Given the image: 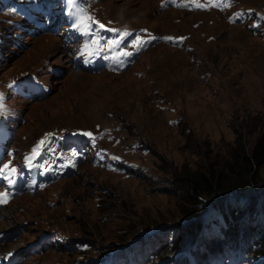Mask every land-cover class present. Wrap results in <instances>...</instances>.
<instances>
[{
	"label": "rangeland",
	"instance_id": "374dc122",
	"mask_svg": "<svg viewBox=\"0 0 264 264\" xmlns=\"http://www.w3.org/2000/svg\"><path fill=\"white\" fill-rule=\"evenodd\" d=\"M162 3L94 0L93 13L110 26L186 37L180 49L160 40L123 73L76 68L73 46L63 36H35L13 8H0L4 112L22 119L12 147L23 157L49 133H103L93 154L102 150L116 159L115 167L87 160L49 189L0 208V233L14 232L0 242V253L57 231L80 249L45 250L26 264L82 263L131 242L159 239L162 228L178 231L191 209L181 187L185 178L225 169L242 144L253 150L264 137V28L256 35L221 11L165 9ZM63 6L79 19V0H63ZM235 9L264 14V0H236ZM87 25L82 29H91ZM28 75L50 86L47 99L14 95L10 82ZM214 219L209 215L206 222ZM257 223L264 225V216ZM219 225H225L222 216Z\"/></svg>",
	"mask_w": 264,
	"mask_h": 264
},
{
	"label": "trees",
	"instance_id": "16d2710c",
	"mask_svg": "<svg viewBox=\"0 0 264 264\" xmlns=\"http://www.w3.org/2000/svg\"><path fill=\"white\" fill-rule=\"evenodd\" d=\"M263 168L264 137L258 140L253 150H247L242 144L240 150L233 152L225 169L211 167L206 172L198 171L185 178L181 187L191 202V209L183 213L187 224L174 232V236H168L173 246L167 244L161 248L164 257L180 252L188 243L195 244L198 238L201 239L198 250L205 249V246L210 249L202 234L207 232L209 237L217 234L212 232L213 228L217 229L219 216L224 218L227 228H223V237L214 242L215 249L223 248V239L239 244L246 242L252 249L248 258L264 257V225L257 223L258 217L264 216ZM210 210H213L210 215L217 219L206 222ZM242 220L246 222L242 224Z\"/></svg>",
	"mask_w": 264,
	"mask_h": 264
},
{
	"label": "snow or ice",
	"instance_id": "6c2138e0",
	"mask_svg": "<svg viewBox=\"0 0 264 264\" xmlns=\"http://www.w3.org/2000/svg\"><path fill=\"white\" fill-rule=\"evenodd\" d=\"M80 16H79V22L76 24V27L77 28H80L81 26H83V27H87L88 25H87V22L88 21H91L92 20V18H91V16H87L85 13H84V10L83 9H81L80 10ZM257 27H259V25H256ZM101 27H102V25H101ZM169 39H172V38H169ZM182 39V38H181ZM142 43L143 42H140V43H138V44H136L135 46L136 47H140V46H142ZM86 48H87V46H86ZM90 54H94V53H90ZM124 55H128V53H124ZM85 135H89V136H91V134L90 133H85ZM44 142L42 141L41 142V144H43ZM0 167H3L5 170H8V171H11L13 174L15 173V169H8V165H2V166H0ZM7 202V192H5V193H0V203H6Z\"/></svg>",
	"mask_w": 264,
	"mask_h": 264
},
{
	"label": "bare ground",
	"instance_id": "6f19581e",
	"mask_svg": "<svg viewBox=\"0 0 264 264\" xmlns=\"http://www.w3.org/2000/svg\"><path fill=\"white\" fill-rule=\"evenodd\" d=\"M215 11V10H214ZM218 12V11H217ZM73 59V58H72ZM74 60H72V64L74 65ZM50 188V187H49ZM18 197H16L14 200H16ZM14 200L13 201H11L6 207H8V206H10V205H12L13 204V202H14ZM6 207H3V208H6ZM9 217V216H8ZM15 223H16V221H15ZM15 228L16 227V225L15 224H13L12 226H10L8 229H11V228ZM177 231V230H176ZM175 231V232H176ZM18 249V247H15L14 249L12 248V249H6V250H4V253L5 254H8V253H11V252H13V251H15V250H17Z\"/></svg>",
	"mask_w": 264,
	"mask_h": 264
},
{
	"label": "clouds",
	"instance_id": "9594fccd",
	"mask_svg": "<svg viewBox=\"0 0 264 264\" xmlns=\"http://www.w3.org/2000/svg\"><path fill=\"white\" fill-rule=\"evenodd\" d=\"M231 197H235V196H231ZM208 213H209V212H208ZM205 218L207 219V217H205ZM67 251H71V252H74V251H75V252H77V250H67ZM72 263H74V262H72ZM72 263H71V264H72Z\"/></svg>",
	"mask_w": 264,
	"mask_h": 264
},
{
	"label": "water",
	"instance_id": "95a60500",
	"mask_svg": "<svg viewBox=\"0 0 264 264\" xmlns=\"http://www.w3.org/2000/svg\"><path fill=\"white\" fill-rule=\"evenodd\" d=\"M233 195H237V194H233Z\"/></svg>",
	"mask_w": 264,
	"mask_h": 264
}]
</instances>
